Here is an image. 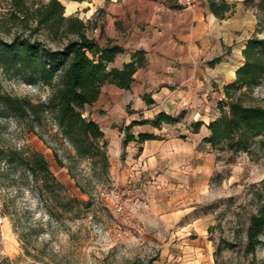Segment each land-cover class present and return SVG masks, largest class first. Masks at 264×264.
<instances>
[{"label": "rangeland", "instance_id": "1", "mask_svg": "<svg viewBox=\"0 0 264 264\" xmlns=\"http://www.w3.org/2000/svg\"><path fill=\"white\" fill-rule=\"evenodd\" d=\"M59 1L65 6L67 16L75 15L96 28L101 25L102 10L98 9L94 15L86 8L68 12L67 3L75 1ZM77 1L81 5H84L82 1L93 2ZM226 1L233 10L218 21L232 28L238 44L253 36L264 38L263 0ZM89 35L103 39L100 29L91 30ZM223 50L240 56L236 45L233 50L223 46ZM0 83L1 91L34 100L45 101L52 92L49 87L26 83L2 70ZM244 101L264 106V82L249 92ZM215 112L218 116L217 108ZM47 124L34 135L14 121H0V148L42 154L63 187L39 197L38 186L25 171L26 167L15 174L6 162L0 163V264H259L264 260V245L255 255L245 253L246 231L259 205L256 194L264 183V148L259 144L237 154L218 153L212 148L213 167L204 178L194 182H200L201 187L196 192L197 198H190L204 217L196 224L198 231L191 232V237L203 230L209 242L202 261L194 263L171 257L182 251L174 246L170 227L173 222L152 209L163 196L155 193L154 185L134 181L121 184L114 159L108 153L109 142L106 168L89 160L78 161L73 147L57 134L50 121ZM56 154L64 167L59 165ZM116 187L117 197L114 198L111 192ZM118 201L125 208L124 216L115 213ZM194 215L199 217V214ZM194 215L186 217L185 221ZM224 242L234 247L226 248ZM220 245L223 249L216 256Z\"/></svg>", "mask_w": 264, "mask_h": 264}, {"label": "crops", "instance_id": "2", "mask_svg": "<svg viewBox=\"0 0 264 264\" xmlns=\"http://www.w3.org/2000/svg\"><path fill=\"white\" fill-rule=\"evenodd\" d=\"M209 1L200 0L193 9L174 0L82 1L85 6L75 1L72 11L86 8L94 15L102 10L104 18L95 31L100 29L103 39H95L101 46L110 42L124 50L111 67L121 69L136 52H145L144 65L134 75L130 89L105 85L99 99L86 107L85 116L100 125L121 184L142 182L161 193V202L152 209L173 222L174 246L182 249L171 257L194 263L201 262L209 248L203 230L191 237V232L198 231L196 224L204 219L190 199L197 198L201 187L194 182L207 175L215 157L203 140L209 136L207 125L217 118L215 108L224 97L223 87L236 80L249 39L238 44L232 28L224 27L211 14ZM234 45L240 56L223 50V46L233 50ZM162 113L183 119L159 128L135 125L131 130L135 140L125 143L126 127L153 121ZM193 121L204 124L197 133L192 132ZM140 135L154 139L140 142ZM191 214L199 217L194 215L186 222Z\"/></svg>", "mask_w": 264, "mask_h": 264}, {"label": "trees", "instance_id": "3", "mask_svg": "<svg viewBox=\"0 0 264 264\" xmlns=\"http://www.w3.org/2000/svg\"><path fill=\"white\" fill-rule=\"evenodd\" d=\"M209 9L216 18L223 20L233 6L226 0H210ZM261 9L264 11V0ZM65 10L59 0L46 3L0 0V70L52 91L47 100L40 101L0 89V121H14L34 135L45 129L50 121L57 134L73 147L78 161L89 160L106 168L108 141L100 125L85 116L86 107L99 99L107 84L130 89L134 75L144 65L145 52H136L121 69L111 67L116 57L124 52L123 48L110 42L101 46L89 35L96 27L75 15L67 16ZM242 56L244 61L236 70V80L224 87V98L217 105L219 115L207 125L209 136L203 140L218 153L247 152L255 144L264 148L261 139L264 137V106L244 101L249 92L264 82V38H249ZM146 100L152 104V100ZM181 119L183 117L162 113L153 121L135 122L124 129L125 143L135 140L131 134L135 125L150 124L159 128L163 124L179 123ZM203 125L202 122L192 123V132L197 133ZM151 139L154 136L140 135L137 140ZM55 157L64 167L57 154ZM2 161L15 174L26 167L25 171L38 186L39 197L44 192L63 189L47 159L38 152L0 148V163ZM256 198L259 205L246 231L245 253L250 255H255L264 245V183ZM224 244L226 248L234 247L227 242ZM222 249L218 246L216 256ZM259 264H264V260Z\"/></svg>", "mask_w": 264, "mask_h": 264}, {"label": "built area", "instance_id": "4", "mask_svg": "<svg viewBox=\"0 0 264 264\" xmlns=\"http://www.w3.org/2000/svg\"><path fill=\"white\" fill-rule=\"evenodd\" d=\"M174 1L177 5L182 6L186 9H193L194 7L197 6L200 0H174ZM117 191H118V188L116 187L111 192L114 198L117 197ZM115 213L119 216L125 215V208L123 204L119 201L115 203ZM1 219H2V213H1V208H0V221Z\"/></svg>", "mask_w": 264, "mask_h": 264}, {"label": "bare ground", "instance_id": "5", "mask_svg": "<svg viewBox=\"0 0 264 264\" xmlns=\"http://www.w3.org/2000/svg\"><path fill=\"white\" fill-rule=\"evenodd\" d=\"M75 9V3H73V2H68L67 3V11L68 12H71V11H73Z\"/></svg>", "mask_w": 264, "mask_h": 264}]
</instances>
